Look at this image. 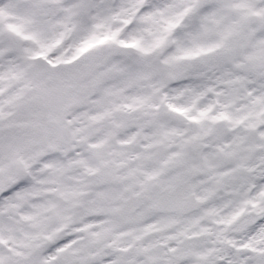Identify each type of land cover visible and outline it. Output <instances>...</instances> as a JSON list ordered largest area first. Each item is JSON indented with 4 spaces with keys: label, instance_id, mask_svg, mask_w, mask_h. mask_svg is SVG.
<instances>
[{
    "label": "snow or ice",
    "instance_id": "6c2138e0",
    "mask_svg": "<svg viewBox=\"0 0 264 264\" xmlns=\"http://www.w3.org/2000/svg\"><path fill=\"white\" fill-rule=\"evenodd\" d=\"M0 264H264V0H0Z\"/></svg>",
    "mask_w": 264,
    "mask_h": 264
}]
</instances>
